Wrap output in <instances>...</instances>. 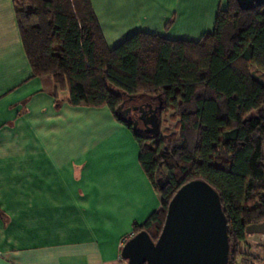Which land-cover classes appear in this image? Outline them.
<instances>
[{
  "label": "trees",
  "instance_id": "16d2710c",
  "mask_svg": "<svg viewBox=\"0 0 264 264\" xmlns=\"http://www.w3.org/2000/svg\"><path fill=\"white\" fill-rule=\"evenodd\" d=\"M13 3L32 74L52 76L56 103L57 88L67 87L69 104L108 106L132 131L118 113L124 99L158 103L161 97V112L170 110L177 119L176 133L147 138L132 132L140 164L160 196V206L132 224L133 234L145 229L155 241L174 192L200 178L220 196L228 264L248 258L242 248L250 236L246 225L264 221V3L243 8L226 0L212 30L197 40L135 31L113 47L91 0Z\"/></svg>",
  "mask_w": 264,
  "mask_h": 264
},
{
  "label": "crops",
  "instance_id": "0c3cea01",
  "mask_svg": "<svg viewBox=\"0 0 264 264\" xmlns=\"http://www.w3.org/2000/svg\"><path fill=\"white\" fill-rule=\"evenodd\" d=\"M108 47L135 31L197 40L226 0H91ZM172 22L166 27L167 22ZM34 76L0 0V264H126L132 224L160 206L132 131Z\"/></svg>",
  "mask_w": 264,
  "mask_h": 264
},
{
  "label": "water",
  "instance_id": "95a60500",
  "mask_svg": "<svg viewBox=\"0 0 264 264\" xmlns=\"http://www.w3.org/2000/svg\"><path fill=\"white\" fill-rule=\"evenodd\" d=\"M237 1L243 8L264 3ZM163 108L159 97L157 104L150 105L147 118L139 116L133 120L132 132L147 138L157 136ZM138 120L142 121L144 132L136 128ZM157 182L161 187L163 179L158 177ZM245 232L264 233V221L246 225ZM120 256L126 264H228V224L217 190L200 178L181 184L168 201L157 239L154 241L147 230L141 229L125 240Z\"/></svg>",
  "mask_w": 264,
  "mask_h": 264
},
{
  "label": "rangeland",
  "instance_id": "374dc122",
  "mask_svg": "<svg viewBox=\"0 0 264 264\" xmlns=\"http://www.w3.org/2000/svg\"><path fill=\"white\" fill-rule=\"evenodd\" d=\"M171 114L170 110L160 114L159 135H165L167 132H178L176 128L177 119H173ZM259 241H263L264 244V237L260 233L259 235L250 234L247 239L242 241V248L249 259L239 258L238 264H264V245L259 244Z\"/></svg>",
  "mask_w": 264,
  "mask_h": 264
},
{
  "label": "flooded vegetation",
  "instance_id": "af4514ba",
  "mask_svg": "<svg viewBox=\"0 0 264 264\" xmlns=\"http://www.w3.org/2000/svg\"><path fill=\"white\" fill-rule=\"evenodd\" d=\"M155 104L157 103L151 101L149 97L127 96L124 99L123 104L120 106L118 113L122 117H126L133 128V120L137 119L139 116L147 118L149 113H151L150 105L153 106ZM136 128L140 132H144V125L141 120H138L136 123Z\"/></svg>",
  "mask_w": 264,
  "mask_h": 264
},
{
  "label": "built area",
  "instance_id": "2783aa9c",
  "mask_svg": "<svg viewBox=\"0 0 264 264\" xmlns=\"http://www.w3.org/2000/svg\"><path fill=\"white\" fill-rule=\"evenodd\" d=\"M264 237V233H260Z\"/></svg>",
  "mask_w": 264,
  "mask_h": 264
}]
</instances>
